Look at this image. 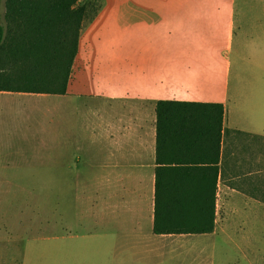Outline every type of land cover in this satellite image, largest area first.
<instances>
[{"label": "crops", "instance_id": "1", "mask_svg": "<svg viewBox=\"0 0 264 264\" xmlns=\"http://www.w3.org/2000/svg\"><path fill=\"white\" fill-rule=\"evenodd\" d=\"M4 12L1 0L2 24ZM53 96L46 117L61 133L46 152L49 174L60 165L61 229L47 223V264H177L183 238L210 240L218 219L238 221L246 252L264 219V0H103L80 33L65 94ZM159 100L223 105L216 166L207 152L191 164L184 149L177 168L165 164ZM12 103L0 102V121ZM214 167L213 232L155 233L156 191L181 199L189 217L193 205L207 208Z\"/></svg>", "mask_w": 264, "mask_h": 264}, {"label": "trees", "instance_id": "2", "mask_svg": "<svg viewBox=\"0 0 264 264\" xmlns=\"http://www.w3.org/2000/svg\"><path fill=\"white\" fill-rule=\"evenodd\" d=\"M95 1L4 0V22H0V91L64 95L80 33L102 3ZM155 111L157 149L166 155L162 158L165 164L177 168V149H184L195 155L187 160L191 164L204 161L203 155L207 152L206 160L217 165L224 117L222 104L159 100L155 102ZM216 176L214 167L211 190L208 185L207 208L193 205L195 212L189 217L182 212L187 206L181 199L177 201L176 196L171 204L168 195L161 196L157 190L154 232H213Z\"/></svg>", "mask_w": 264, "mask_h": 264}, {"label": "rangeland", "instance_id": "3", "mask_svg": "<svg viewBox=\"0 0 264 264\" xmlns=\"http://www.w3.org/2000/svg\"><path fill=\"white\" fill-rule=\"evenodd\" d=\"M6 101L14 103L6 105L0 121V264H47V223L50 231L61 229L60 165L49 174L46 152L48 136L61 133V125L49 127L46 117V107L58 97L0 96L1 103ZM223 222L217 220L210 240L208 235L184 237L177 264H264V219L246 252L238 246V221Z\"/></svg>", "mask_w": 264, "mask_h": 264}]
</instances>
